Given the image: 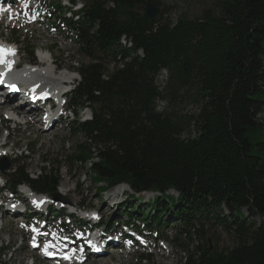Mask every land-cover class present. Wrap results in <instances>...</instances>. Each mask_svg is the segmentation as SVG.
<instances>
[{"label":"trees","instance_id":"16d2710c","mask_svg":"<svg viewBox=\"0 0 264 264\" xmlns=\"http://www.w3.org/2000/svg\"><path fill=\"white\" fill-rule=\"evenodd\" d=\"M81 2L76 19L59 16L82 57L73 62L79 80L68 105L90 110L73 122L85 140L68 161L87 165L98 193L119 184L129 187L131 201L158 193L132 212L162 239L158 227L174 224L179 264H264V0H220L217 14L174 22L144 20L142 0ZM161 70L167 77L160 88ZM167 94L199 104L198 112L177 120L158 111ZM26 159L11 160L7 188L55 194L59 170L49 156L33 177ZM208 224L234 245H211ZM150 257L141 254L137 264H155Z\"/></svg>","mask_w":264,"mask_h":264},{"label":"rangeland","instance_id":"374dc122","mask_svg":"<svg viewBox=\"0 0 264 264\" xmlns=\"http://www.w3.org/2000/svg\"><path fill=\"white\" fill-rule=\"evenodd\" d=\"M148 1L152 3L156 2L161 10L156 18L161 16L163 19L174 22L179 18H198L204 10H211L217 14V5L220 0H142V2ZM65 3L66 1H63V4ZM63 4L61 3V5ZM163 12H165L164 15H162ZM41 13H43V16L41 17V21L37 23L32 21L35 16H26L23 19L10 22V25L13 27L10 25L6 26L7 22L1 23L0 38L16 43L18 55L22 57L20 59L22 61L28 60L30 51H33L35 56L36 50L47 49L52 54L53 60L59 62L63 70L67 69V71H72L75 66V63H73L74 60L78 62L82 61V57L77 53V47L73 43V37L67 39L65 31L62 32L61 30L58 32L57 29L53 28L57 23L55 21H58L57 17L59 13L57 11L54 12V15L44 14V11H41ZM18 23L20 24V28L16 27ZM107 66L111 70L112 65L108 64ZM69 73L78 76L73 71ZM166 77V70H161L157 74L156 84L160 88L165 84ZM77 81L78 79L76 78L71 85L74 86ZM183 97L181 96L174 100L170 94H167L165 99L157 100L156 109L160 112L172 113L175 118H178L177 120H183V118L196 114L199 110V104ZM6 108L9 107L7 105H0V142L8 135L7 145L3 148L7 152L6 157L8 160L26 157L25 164L27 165L28 172L36 174L39 168L43 166V159L49 156V159H51L55 167H58L59 170V186L57 191L59 197L62 198L59 202L93 207L99 211L102 217L100 222L102 223V228H105V223L109 222V229L115 228L116 230L120 227V223L124 222L127 218L124 216L125 214L127 216L130 215V218H132L135 215L132 212V207L137 200L136 198L139 199L140 205L144 206L149 199L157 196V194L153 193H143L131 201L128 197L129 192L125 191L118 196V201H116L114 200L115 193L113 194V199H105L106 193L100 195L96 192L93 180L89 173H87V165L82 163L73 165L68 161L75 145H83L85 140L82 135L75 133L73 122L76 118L70 111L66 113L67 117L63 116L55 119L56 124L53 128L51 127L52 125L48 126L46 128L48 130L42 132L40 131V127H37V124H18L17 126L13 122H9V119H6L5 115L3 116L4 109ZM75 111L76 116L82 120L90 117V111L87 108L76 109ZM37 121H39V118H37ZM51 130L55 134L50 133ZM189 131L192 133L195 131L193 124L190 125ZM184 135H187V133ZM170 193L176 195L173 191ZM112 200L118 203V205L110 203ZM57 208H53L54 211H52L50 217L56 216L61 212L59 210L60 208ZM146 208L145 211L149 212V209ZM31 212L30 210L26 213L23 220H28ZM242 212L247 214L244 209H242ZM20 216H22V213ZM137 216L140 220L141 215L137 214ZM19 219H16L14 215L11 216L8 212L0 219V251L1 254L3 252L4 259L9 264H52L45 261L38 254L37 250L30 248V236L18 228L20 226L17 223ZM162 220L165 223L166 218L162 217ZM173 225L170 222L166 224L169 230L164 225L158 227L160 228V234L165 237L164 242L155 240L151 232L143 231L148 243V249L135 247L114 252L109 249L102 257L90 259L84 264H137L138 256L146 253H150V259L155 264H179L183 260L184 254L180 247L172 244L173 238L177 235L175 234ZM205 230H208V233L213 236V240L210 239L211 245L217 244L219 249H228L234 245L232 239L226 233L222 232L220 227H212L211 224H208L205 226ZM180 240L184 241L182 238ZM194 240L193 238L190 246L197 243ZM7 249L8 251H6Z\"/></svg>","mask_w":264,"mask_h":264},{"label":"bare ground","instance_id":"6f19581e","mask_svg":"<svg viewBox=\"0 0 264 264\" xmlns=\"http://www.w3.org/2000/svg\"><path fill=\"white\" fill-rule=\"evenodd\" d=\"M123 43H125V41H122ZM52 55V54H51ZM14 60L17 61L18 59H22V57H20L18 55V51L16 52V54L13 56ZM52 57V56H51ZM53 58V57H52ZM31 59V58H28ZM54 59V58H53ZM21 62L25 63L28 60H20ZM67 69H62L60 67V63L57 62L56 60H53L52 64L50 66L46 65L45 63L43 64L42 68L40 69H29V68H20L17 71H12L11 69H9L8 73L10 76L13 77H19L21 78L23 81H29V80H35L36 82H40L41 85V90H43L48 84H58L60 81H70L73 77H71V74L69 72L66 71ZM1 96V94H0ZM23 108L22 106L18 109H16V112H22ZM6 119L9 120H13L15 119V115L14 112H12L9 108L4 109V114ZM37 119L35 117H27V123L31 124V125H36L37 124ZM56 124V122H52V128L53 126ZM16 125L18 126V124L16 123ZM48 128V127H47ZM51 128V129H52ZM48 129L43 128L40 129V131L44 132ZM48 132V131H47ZM52 134H55V132H53V130H51ZM0 144H2V142H0ZM2 151L1 154L6 155V152H3L4 149H0ZM115 190L113 191L114 194V200L118 201V196L125 191V189H128V187L125 184H121L118 185L114 188ZM112 194V193H111ZM112 194V195H113ZM113 197V196H112ZM113 201V200H112ZM112 203V202H111ZM17 208L14 207V211L11 213V216H13L16 213ZM18 212L14 215L16 218H18ZM113 240H110V242H112ZM118 261V260H117Z\"/></svg>","mask_w":264,"mask_h":264},{"label":"water","instance_id":"95a60500","mask_svg":"<svg viewBox=\"0 0 264 264\" xmlns=\"http://www.w3.org/2000/svg\"><path fill=\"white\" fill-rule=\"evenodd\" d=\"M138 13L146 21H153L160 14L161 10L155 6L152 2H142L138 6ZM9 166V162L5 159L0 162V169L3 170ZM55 199H59V195L54 196Z\"/></svg>","mask_w":264,"mask_h":264},{"label":"snow or ice","instance_id":"6c2138e0","mask_svg":"<svg viewBox=\"0 0 264 264\" xmlns=\"http://www.w3.org/2000/svg\"><path fill=\"white\" fill-rule=\"evenodd\" d=\"M48 246H49V245L46 244V245H45V248H47Z\"/></svg>","mask_w":264,"mask_h":264}]
</instances>
